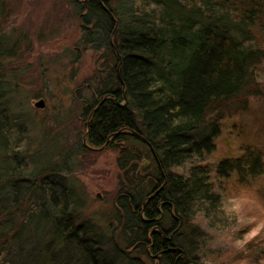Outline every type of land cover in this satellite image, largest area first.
I'll return each mask as SVG.
<instances>
[{"label": "trees", "instance_id": "1", "mask_svg": "<svg viewBox=\"0 0 264 264\" xmlns=\"http://www.w3.org/2000/svg\"><path fill=\"white\" fill-rule=\"evenodd\" d=\"M73 1L84 42L106 52L105 76L81 102L88 135L75 150L119 151L108 226L119 237L81 222L83 197L64 176L75 150L54 147L62 161H35L27 119L4 110L9 87L0 81V264H146L142 254L158 264H245L233 246L209 249L208 231L239 226L228 180L252 189L264 175V150L248 144L215 164L206 156L222 132L221 111L256 83L262 3ZM6 53L0 42V74Z\"/></svg>", "mask_w": 264, "mask_h": 264}, {"label": "rangeland", "instance_id": "2", "mask_svg": "<svg viewBox=\"0 0 264 264\" xmlns=\"http://www.w3.org/2000/svg\"><path fill=\"white\" fill-rule=\"evenodd\" d=\"M259 2L262 14L255 34L264 49V0ZM85 34L73 0H0V42L7 52L0 81L9 87L1 99L10 98L3 107L9 115L27 119L26 135L35 161L49 156L54 147L60 154L77 149L84 136L86 117L81 102L90 99L106 71V52L86 44ZM257 66L250 93L221 111L222 132L215 151L206 156L212 164L240 154L248 144L264 150V56ZM40 101L43 106L37 105ZM58 155L51 154L50 161H62ZM118 156L119 151L109 147H89L84 154L75 150L68 160L71 168L64 172L67 184L83 197L81 222L92 220L96 229L115 238L119 230L108 226L123 174ZM228 185L240 224L225 234L208 231L209 249L233 246L244 251L245 264H264V175L252 189L234 177ZM249 241L253 243L247 245ZM256 243L263 248L259 253L252 250ZM141 257L146 264H158L144 254Z\"/></svg>", "mask_w": 264, "mask_h": 264}, {"label": "water", "instance_id": "3", "mask_svg": "<svg viewBox=\"0 0 264 264\" xmlns=\"http://www.w3.org/2000/svg\"><path fill=\"white\" fill-rule=\"evenodd\" d=\"M106 98H107V97H106ZM37 105H38V106H43V105H44V102H43V101H40V102L37 103ZM87 135H88V131H87V133L84 135V142H85V143H86ZM153 196H154V195H153ZM153 196H152V197H153Z\"/></svg>", "mask_w": 264, "mask_h": 264}]
</instances>
